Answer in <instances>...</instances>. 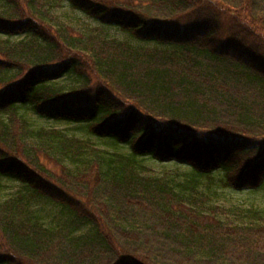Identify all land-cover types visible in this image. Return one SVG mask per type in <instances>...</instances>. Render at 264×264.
<instances>
[{"label":"trees","instance_id":"1","mask_svg":"<svg viewBox=\"0 0 264 264\" xmlns=\"http://www.w3.org/2000/svg\"><path fill=\"white\" fill-rule=\"evenodd\" d=\"M0 177V264H264V0H0Z\"/></svg>","mask_w":264,"mask_h":264},{"label":"rangeland","instance_id":"2","mask_svg":"<svg viewBox=\"0 0 264 264\" xmlns=\"http://www.w3.org/2000/svg\"><path fill=\"white\" fill-rule=\"evenodd\" d=\"M145 1V0H143ZM57 15L59 19L63 22L73 23V24H83V23H91L93 27L99 28L100 30L104 32L110 33L112 36L118 38V39H130V36L127 32L118 30L114 26H106L102 24L100 21H95L92 18H90L88 15H85L79 11L73 10L69 5H65L64 7L59 8L57 11ZM132 41V40H131ZM137 42V41H134ZM27 116H29L30 119L35 120L37 124H42L46 127L52 126L56 128H68L71 129L70 131L75 132L78 136L83 137H90L93 139L98 145L101 147L107 146L111 147V142L108 139H94V136L89 135L90 131L87 129L86 126L79 128L74 123H66L62 120H54V119H44V118H37L35 115L32 114L30 110L27 109ZM89 128V127H88ZM148 165L152 168H155V170H162L163 165L160 162H154L153 160H146ZM220 183V182H218ZM25 188L21 184L20 181H17L15 179H5L3 177H0V198L1 199H7L10 196H14L17 194H20V192H24ZM230 188L224 187L221 189L222 193L227 194L230 193V197H232L233 200L239 201V202H247V203H257L261 206H264V187L260 188L255 191H248L244 190L243 192H231ZM223 200V199H222Z\"/></svg>","mask_w":264,"mask_h":264}]
</instances>
